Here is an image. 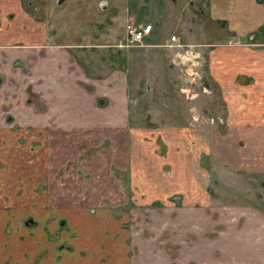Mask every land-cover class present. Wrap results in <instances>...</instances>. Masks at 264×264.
Listing matches in <instances>:
<instances>
[{
    "label": "rangeland",
    "instance_id": "1",
    "mask_svg": "<svg viewBox=\"0 0 264 264\" xmlns=\"http://www.w3.org/2000/svg\"><path fill=\"white\" fill-rule=\"evenodd\" d=\"M206 4V0H69L63 5L54 0H0V47L1 41L8 46L38 42L44 30L57 26V40L72 43L68 27H78L76 35H89L101 20V76L125 74V58L131 62L136 53L140 56L132 73L138 88L129 92L128 120L121 125L101 128V133L85 129L51 134H38L15 122L0 127V225L7 235L14 229L19 236L24 228L46 229L47 215L86 205L101 210L105 231L101 242L106 245L101 261L163 264L167 258L169 264H177L178 213L193 206L187 197L193 186L198 185L203 197L212 195L211 203L201 204L209 207L208 212L221 206L218 197L247 202L250 193L257 194L256 188L244 191L249 195L242 193L240 183L226 188L223 181L231 178L235 168L227 160L232 161L240 147L244 158L252 153L254 147L234 141L233 132L243 116L248 126L264 119L260 106L264 93L237 87L247 83V77L231 78V63L225 57L210 60L209 52L226 54L225 46L233 43L222 24L203 14ZM128 17L151 24V34L143 40L150 46L128 50L115 46ZM86 49L83 58L94 67L97 56ZM196 52L200 54L195 56ZM128 73L126 80L132 82ZM6 80L0 78V91L8 100L14 97L16 106L25 92ZM217 164L223 168L221 176ZM240 165L245 168L244 162ZM259 175L257 182L264 179L262 172ZM57 220V240L63 242L57 246L66 247L59 236L66 229L65 220Z\"/></svg>",
    "mask_w": 264,
    "mask_h": 264
},
{
    "label": "crops",
    "instance_id": "2",
    "mask_svg": "<svg viewBox=\"0 0 264 264\" xmlns=\"http://www.w3.org/2000/svg\"><path fill=\"white\" fill-rule=\"evenodd\" d=\"M206 2L203 14L214 24H222L228 33L227 38L233 43V46H225L228 47L226 54L209 52L210 60L225 57L223 60L231 63L228 71L231 78L237 75L247 77L248 84L243 82L237 87L264 93V0ZM43 36L42 40L23 46H8L1 41L4 46L0 47V77L7 78L6 83L13 89L22 88L25 94L14 106V97L8 100L0 91V127L5 123L3 112H10L13 117L9 124L16 122L20 126L32 127L38 134L85 129L101 133V128H113L128 120L129 92L134 91L133 80L137 77L132 74L133 65L137 66L136 61H140L138 53L131 62L126 61L125 74L114 71L101 76V59L98 58L101 47H93L90 52L99 61L93 67L83 58L82 50H75L74 42H51ZM203 44L210 46L212 43ZM16 60L21 62L23 70L14 67ZM127 73L133 77L132 82H127ZM26 86L35 94L32 104L25 103ZM11 93L15 95V92ZM101 98L106 103L101 104ZM263 103L260 106H264ZM245 118L237 120L233 140L244 141L254 148L250 157L244 158L240 147L234 159L227 160L235 169L232 174L226 172L231 178L223 182L226 188L232 183L242 184V193L246 195H249L244 192L246 189L256 188L257 194L250 193V200L243 203L218 197L221 206L208 212L209 207L201 204L206 203L205 200L211 203L212 195L203 197L198 185L193 186L195 190L187 196L193 206L184 207L178 213L177 264H264V179L256 181L260 172L264 176V119L248 126ZM236 142L235 146H238ZM241 161L247 170L240 165ZM240 166L243 171L238 172ZM215 168L221 176V165L217 164ZM247 172L256 175H244ZM220 176L218 178L222 179ZM72 207L70 210L65 208L55 217L47 215L46 229L24 228L21 236L16 229L7 235L1 224L0 264H108L101 261V252L104 253L106 247L101 242L102 234L105 236L101 228V210L79 204ZM57 218L65 220L66 229L60 230L59 236L65 240L66 247L57 246L63 243L57 240ZM53 235L56 238L53 239ZM103 257L106 258V253ZM164 259L163 264H169L168 259Z\"/></svg>",
    "mask_w": 264,
    "mask_h": 264
},
{
    "label": "flooded vegetation",
    "instance_id": "3",
    "mask_svg": "<svg viewBox=\"0 0 264 264\" xmlns=\"http://www.w3.org/2000/svg\"><path fill=\"white\" fill-rule=\"evenodd\" d=\"M66 1H69V0H63V1H61V2H58V0H54V3L56 4V5H63L64 3H66ZM101 3V2H100ZM101 5V4H100ZM115 16V15H114ZM116 17L117 16H115L114 18L116 19ZM117 18H121V15L119 16V17H117ZM106 19V18H105ZM142 20V19H141ZM2 24L3 23H5V21H3L2 20V22H1ZM139 23H141V24H145V23H147V22H137L136 20H135V18L134 19H131V17H128V18H126V20H125V22H124V24H123V28H121V35H120V37L119 38H117V40H116V43H115V46L118 48V49H121V48H125L126 50H128V48H134V47H144V46H150V44L149 43H145V41H143L144 39H146V38H148V36L151 34V32H149V34L148 35H144L143 37H142V39L139 41V42H137V41H133V40H130V38H129V36L127 35V33L125 32V25L126 24H132V25H137V24H139ZM110 24V23H109ZM95 25H97V31L96 32H92V33H90L89 35H86L84 32L83 33H80V35H76V30L75 29H78V27L77 28H75V27H68V29H69V35L71 34V36H74L73 38H71L72 39V41L75 43L74 45H72V46H74V47H76V49L75 50H82V51H84L86 48V50H88L89 48H91V49H89V50H91L92 51V48L93 47H101V45L99 44L100 43V41H101V36H100V34H101V20H99V21H96L95 22ZM120 26V25H119ZM7 27V26H6ZM40 27V26H39ZM8 28V27H7ZM58 28H59V26H57V28H51V29H48V30H44L43 31V34H45V36H43V34H42V36L45 38V39H47V40H49V41H51V42H60V41H62V40H57V39H59V37L58 36H55L57 33H58ZM82 29V28H81ZM108 29H110L111 30V27H109ZM113 30V29H112ZM46 32H47V35H46ZM75 32V33H74ZM116 32V31H115ZM76 36H75V35ZM77 34H78V32H77ZM30 35V32H28V36ZM105 35H107V34H105ZM41 36V37H42ZM40 37V38H41ZM80 39H79V38ZM88 37V38H87ZM57 41H56V40ZM68 40V39H67ZM92 41H94V42H92ZM69 42V41H68ZM178 45V44H177ZM110 46H112V45H109V47ZM91 51H89V52H91ZM127 64V62H126V59H125V65ZM13 65H14V67L16 68V69H24L23 68V65L21 64V62L20 61H18V60H16V61H14V63H13ZM126 70V69H125ZM0 78H2V77H0ZM139 82V81H138ZM138 82H137V84H135V87H137L138 86ZM138 88V87H137ZM26 90H27V94H26V101H32L31 103H33V102H35V94L33 93V92H31V91H29L30 90V88L29 87H27L26 86V88H25ZM101 101H103V99L101 98ZM98 102H99V99H98ZM103 102H101V104H102ZM6 112H3V114H4V120H5V123L3 124V125H5V124H9V122L10 121H12L13 120V117L10 115V114H5ZM16 123V122H15ZM17 124V123H16ZM18 125V124H17ZM18 126H20V125H18ZM22 127H24V128H32V127H28V126H25V125H23ZM2 128V127H1ZM61 245V244H60ZM63 245H65V244H63Z\"/></svg>",
    "mask_w": 264,
    "mask_h": 264
},
{
    "label": "built area",
    "instance_id": "4",
    "mask_svg": "<svg viewBox=\"0 0 264 264\" xmlns=\"http://www.w3.org/2000/svg\"><path fill=\"white\" fill-rule=\"evenodd\" d=\"M151 29L152 26L148 22L145 24L139 23L137 25H132V24L125 25V32L129 36L130 40L137 42H139L144 35L145 36L148 35Z\"/></svg>",
    "mask_w": 264,
    "mask_h": 264
},
{
    "label": "water",
    "instance_id": "5",
    "mask_svg": "<svg viewBox=\"0 0 264 264\" xmlns=\"http://www.w3.org/2000/svg\"><path fill=\"white\" fill-rule=\"evenodd\" d=\"M61 1H63V0H58V2H61Z\"/></svg>",
    "mask_w": 264,
    "mask_h": 264
}]
</instances>
